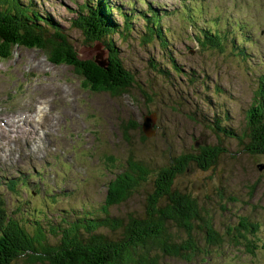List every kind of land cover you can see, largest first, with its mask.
Returning a JSON list of instances; mask_svg holds the SVG:
<instances>
[{
	"label": "rangeland",
	"instance_id": "374dc122",
	"mask_svg": "<svg viewBox=\"0 0 264 264\" xmlns=\"http://www.w3.org/2000/svg\"><path fill=\"white\" fill-rule=\"evenodd\" d=\"M33 1L40 12L48 13L52 20L67 27L74 9L83 0ZM104 1L120 30L123 16L130 20L128 31L123 34L114 31L109 36L118 47L124 67L134 77L128 92L116 97L86 90L67 67L52 64L36 49L15 48L11 59L0 62V99L7 102L6 111L25 107L32 100L44 104L41 129L47 134L44 140L50 142L51 153H46L42 166L55 174L53 181L46 180L45 194L35 185L12 193L2 183L0 194L7 211L23 222L40 219L44 228H48L50 241L58 239L56 227L74 221L85 209L99 213L105 198V182L111 176L103 160L108 155L122 159L128 148L119 119L130 117L142 123L143 116L152 113L155 122L151 137L144 135L143 141L138 131H131L137 151L144 154L147 149L145 156L153 155L165 145L172 152L181 150L190 154L202 145L222 149L211 167L204 169L192 161L178 176L176 187L194 193L208 211L216 213V228L220 231L237 214L258 224L253 254L244 248L238 251L227 247L211 253L204 258L205 262L199 259L190 264H264V178L263 171L258 170V164H264V155H251L244 150L248 135L246 111L253 99L256 78L264 73V0L191 1L195 28L218 30L226 37L223 43L218 36L222 49L200 47L191 37L197 33L180 10L182 0ZM149 5L163 13L159 21L160 38L147 34V20L142 13L148 15ZM72 34L79 37L74 29ZM199 39H205L203 34ZM101 48L84 45L79 54L102 62L107 53L101 55ZM174 64L180 70H175ZM217 116L221 118L219 125L233 134H225L216 127L214 130L212 123ZM12 128L0 129L4 136L0 149L13 142L19 158L30 162V147L26 149L17 142ZM30 129L31 133L40 131L33 122ZM21 130L28 134L24 124ZM39 167L24 163L18 171L24 177L37 173ZM11 171L8 170L10 174ZM41 174L47 173L42 169ZM43 182L40 175L36 183ZM221 191L223 198L218 195ZM142 200L139 191L127 202L110 207L109 212L140 213ZM218 212L222 215L218 216Z\"/></svg>",
	"mask_w": 264,
	"mask_h": 264
},
{
	"label": "trees",
	"instance_id": "16d2710c",
	"mask_svg": "<svg viewBox=\"0 0 264 264\" xmlns=\"http://www.w3.org/2000/svg\"><path fill=\"white\" fill-rule=\"evenodd\" d=\"M108 10L111 8L104 0H83L74 9L69 26L64 27L48 13L40 12L33 0H0V62L11 59L15 48L36 49L52 64L67 67L84 89L120 96L128 92L134 77L124 67L118 47L109 36L114 31L119 34L128 31L130 20L123 16L120 30ZM181 12L194 26V9ZM160 18L147 21L149 37H161ZM73 29L79 37L72 34ZM196 33L191 37L203 48L222 49L218 36L223 43L226 39L218 30L198 28ZM200 34L205 39H199ZM84 45H100V54L107 53L105 62L83 58L79 53ZM256 84L246 111L248 135L244 150L251 155H264V73L256 78ZM214 118V130L216 127L225 134H233L219 125V116ZM118 124L128 148L122 159L108 155L103 160L111 176L105 182L100 212L85 209L74 221L56 227L58 239L50 241L48 228H44L40 219L23 222L1 206L0 264H170L167 260L190 264L199 259L205 262L204 258L211 253L227 247L254 253L256 222L237 214L220 231L216 228L217 214L208 211L194 193L176 187L178 176L192 161L204 169L211 167L222 149L202 145L190 154L181 150L172 152L165 145L161 152L145 156L147 149L144 154L139 153L131 135V131H138L140 139L146 140L147 136L140 131L142 123L128 117L120 118ZM258 170L263 171L264 178L263 163L258 164ZM139 191L143 195L140 213L133 210L110 214V207L127 202ZM218 195L223 198L224 193Z\"/></svg>",
	"mask_w": 264,
	"mask_h": 264
},
{
	"label": "bare ground",
	"instance_id": "6f19581e",
	"mask_svg": "<svg viewBox=\"0 0 264 264\" xmlns=\"http://www.w3.org/2000/svg\"><path fill=\"white\" fill-rule=\"evenodd\" d=\"M15 122H21L22 123L20 124H16L14 123ZM22 124H24L26 130L28 131V134H26L25 132H23L21 130L22 128ZM10 126H13V128L11 129L12 131H14V136L17 137V142L18 143H23V147L27 149V146H29V138L30 136H32L31 134V129H30V126L28 125V123L25 121L23 122V119H19V120H12V121H8L7 123H5V127H0L1 130H4L6 129L7 127H10ZM0 130V132H1ZM1 136H3L2 134H0ZM3 139H4V136H3ZM29 157V154L27 155ZM30 162H32L33 160H35L36 158L34 156H30ZM34 173V172H33Z\"/></svg>",
	"mask_w": 264,
	"mask_h": 264
},
{
	"label": "water",
	"instance_id": "95a60500",
	"mask_svg": "<svg viewBox=\"0 0 264 264\" xmlns=\"http://www.w3.org/2000/svg\"><path fill=\"white\" fill-rule=\"evenodd\" d=\"M104 62H105L104 59H102V62H99V63L103 64ZM154 122H155V118H154V115H152V113L145 114L143 116L142 132L145 134V136L151 137L154 134V129L151 130V127L154 125Z\"/></svg>",
	"mask_w": 264,
	"mask_h": 264
}]
</instances>
